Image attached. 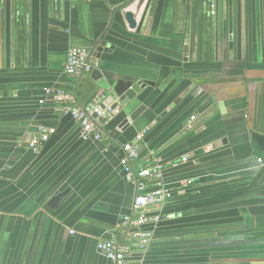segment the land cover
<instances>
[{
    "label": "crops",
    "instance_id": "crops-1",
    "mask_svg": "<svg viewBox=\"0 0 264 264\" xmlns=\"http://www.w3.org/2000/svg\"><path fill=\"white\" fill-rule=\"evenodd\" d=\"M98 42L108 52H93ZM72 48L108 82L152 83L124 118L102 116L100 140L61 112L109 97L93 71L64 74ZM38 127L55 134L35 153ZM143 133L132 164L159 162L169 199L150 209L140 252L122 225L137 189L120 161ZM258 136L264 0H215L213 15L206 0H0V264H114L97 251L105 240L127 245L133 263L264 264Z\"/></svg>",
    "mask_w": 264,
    "mask_h": 264
},
{
    "label": "built area",
    "instance_id": "built-area-1",
    "mask_svg": "<svg viewBox=\"0 0 264 264\" xmlns=\"http://www.w3.org/2000/svg\"><path fill=\"white\" fill-rule=\"evenodd\" d=\"M94 1V0H93ZM206 9L209 15H213L215 11V0H206ZM96 65L89 62V52L87 49L72 48L67 53V60L64 67V74L67 76H78L80 74H89L95 69ZM45 95L53 97L54 101L67 99L63 93L51 95L50 91H46ZM104 95H98L92 103L85 106L83 109L72 108L67 104L61 107L63 114H68L72 119L81 126L82 137L84 139L93 137L100 140L101 135L95 130L92 121V115L96 114L102 117L105 112L100 109V104L104 100ZM45 100L39 102L43 104ZM195 117L190 118L193 122ZM38 137L32 139L29 143L30 149L38 153L41 145L45 144L50 137L55 134V129L38 127ZM145 133L136 136L135 144H125L123 151L124 157L120 161V165L126 175L128 181H135L137 194L133 202L132 215L124 217L122 220L123 226H128L133 229L132 238L135 241V246L138 251L143 252L147 249L151 235L146 230V226L150 221V209L161 207L168 199L169 192L161 183L162 165L155 162L152 166H138L134 167L133 162L137 161L139 157V146L137 142L141 141ZM259 162H261L259 160ZM155 181L153 187L148 184ZM97 251L107 260L114 264H142L128 261V254L130 249L127 245H121L115 240L99 241L97 243Z\"/></svg>",
    "mask_w": 264,
    "mask_h": 264
},
{
    "label": "water",
    "instance_id": "water-1",
    "mask_svg": "<svg viewBox=\"0 0 264 264\" xmlns=\"http://www.w3.org/2000/svg\"><path fill=\"white\" fill-rule=\"evenodd\" d=\"M119 9L122 10L123 7H120ZM124 20L129 29H134L136 27L134 15L131 12L124 13ZM107 48L108 47L105 42H98L95 44L93 52L96 51L101 55L103 52H108L109 49ZM93 52L92 54H94ZM89 57H91V54ZM91 80L97 82L101 89L109 92V97L106 99L105 103L103 102L100 105V109L107 115L117 110V118H124V116H126L135 106L133 104L141 98L144 87L146 85H152L150 82L136 81L123 77H113L111 82H108L103 79L99 71L92 72ZM92 121L94 125L97 126L98 123L103 124L104 119L103 117H98L96 114H93ZM256 141L259 144H262L264 142V138L258 136L256 137ZM64 196L65 193L57 195L51 201L52 204H55L56 202L59 203Z\"/></svg>",
    "mask_w": 264,
    "mask_h": 264
}]
</instances>
